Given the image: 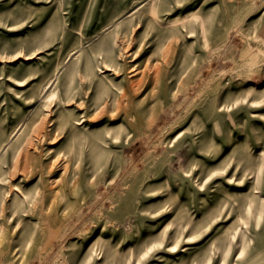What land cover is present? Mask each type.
I'll return each instance as SVG.
<instances>
[{
	"label": "rangeland",
	"instance_id": "374dc122",
	"mask_svg": "<svg viewBox=\"0 0 264 264\" xmlns=\"http://www.w3.org/2000/svg\"><path fill=\"white\" fill-rule=\"evenodd\" d=\"M0 264H264V0H0Z\"/></svg>",
	"mask_w": 264,
	"mask_h": 264
},
{
	"label": "bare ground",
	"instance_id": "6f19581e",
	"mask_svg": "<svg viewBox=\"0 0 264 264\" xmlns=\"http://www.w3.org/2000/svg\"><path fill=\"white\" fill-rule=\"evenodd\" d=\"M150 1V4H151V6H153V2H154V0H149ZM152 8V7H151Z\"/></svg>",
	"mask_w": 264,
	"mask_h": 264
}]
</instances>
